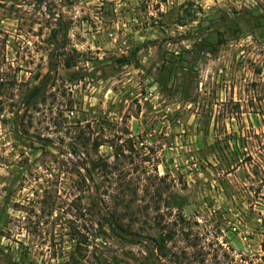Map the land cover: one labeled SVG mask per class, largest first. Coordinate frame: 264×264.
I'll return each mask as SVG.
<instances>
[{"label":"rangeland","instance_id":"rangeland-1","mask_svg":"<svg viewBox=\"0 0 264 264\" xmlns=\"http://www.w3.org/2000/svg\"><path fill=\"white\" fill-rule=\"evenodd\" d=\"M0 264H264V0H0Z\"/></svg>","mask_w":264,"mask_h":264},{"label":"crops","instance_id":"crops-1","mask_svg":"<svg viewBox=\"0 0 264 264\" xmlns=\"http://www.w3.org/2000/svg\"><path fill=\"white\" fill-rule=\"evenodd\" d=\"M177 142L175 143L176 146H173L171 152H169V155H168V161H169V166L172 165L174 162H177L178 165H181L180 167L182 169H186L187 168V165L189 164L188 161L190 159H194V156L193 154L190 155L189 157V153H192V145H183L181 146V141L179 140V137H177ZM179 143V145H177ZM184 150V151H188V153L185 155L184 158H182L181 156H178L180 155V152ZM167 154V153H166ZM189 157V160L187 161V158ZM162 165L163 168H165V164L164 162H161L160 166ZM173 166V165H172ZM172 172H175L174 169L172 168L171 171Z\"/></svg>","mask_w":264,"mask_h":264},{"label":"trees","instance_id":"trees-1","mask_svg":"<svg viewBox=\"0 0 264 264\" xmlns=\"http://www.w3.org/2000/svg\"><path fill=\"white\" fill-rule=\"evenodd\" d=\"M32 99H33V98H32ZM32 99L30 98V99L27 101V104H30L31 101H32ZM99 145H100V144H98V146H99ZM115 159H116V157H115ZM103 166L106 167L105 164H104ZM85 173H86V178H88L89 180H92V176H91V173H90L89 169H85ZM161 179H162V178H161ZM181 220H182V222H185L182 218H181ZM109 226H110L111 228L116 227V228H118L121 232H124V233H127V234L130 233V231L127 230V227H125L123 223H120L119 221H117V219H116L115 217H113V215H112V222H109Z\"/></svg>","mask_w":264,"mask_h":264},{"label":"water","instance_id":"water-1","mask_svg":"<svg viewBox=\"0 0 264 264\" xmlns=\"http://www.w3.org/2000/svg\"><path fill=\"white\" fill-rule=\"evenodd\" d=\"M50 16L52 17L53 15L50 14ZM60 23H61V38H62L63 37V33H64V24H63L62 21H60Z\"/></svg>","mask_w":264,"mask_h":264}]
</instances>
